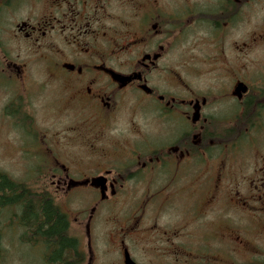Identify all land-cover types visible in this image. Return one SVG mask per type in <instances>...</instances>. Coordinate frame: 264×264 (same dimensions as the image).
<instances>
[{"label":"flooded vegetation","instance_id":"af4514ba","mask_svg":"<svg viewBox=\"0 0 264 264\" xmlns=\"http://www.w3.org/2000/svg\"><path fill=\"white\" fill-rule=\"evenodd\" d=\"M113 1L0 0V88L22 89L15 103L23 109L11 120L29 122L32 132L35 117L22 105L29 63L3 52L23 42L42 51L49 77L62 83L72 122L95 127L88 173L76 177L53 155L60 169L47 166L56 193L79 186L94 192L85 232L101 201L145 189L137 200L124 199L138 213L113 217L114 244L80 245L84 264H264V0H120L124 15L132 10L139 22L130 33L126 14L124 37L110 25ZM196 29L204 35L194 42L237 52L232 68L211 67L215 84H193L190 76L201 74L180 69L170 48ZM249 46L257 50L246 64ZM124 54L136 58L122 71L116 59ZM10 185L20 190L0 198V264L11 261L8 236L35 245L34 188ZM42 246L50 264L51 248Z\"/></svg>","mask_w":264,"mask_h":264},{"label":"rangeland","instance_id":"374dc122","mask_svg":"<svg viewBox=\"0 0 264 264\" xmlns=\"http://www.w3.org/2000/svg\"><path fill=\"white\" fill-rule=\"evenodd\" d=\"M164 1L177 3L181 0ZM193 1L202 4V0ZM112 10L113 21L110 25L113 24L111 27L116 31L117 37H121L120 34L123 37L126 35V29L122 26V20L125 19L126 14L129 17L132 16L133 28H129L130 33L137 29L139 25H137L138 20L135 19L136 14L128 9L124 15L125 9L120 0L113 1ZM42 12L43 8H40L35 10L34 14H42ZM18 13L19 16L27 14L26 10H21ZM6 30L9 31V29ZM203 30H190L185 41L179 40L170 43V48L173 49L174 57L178 60L180 69H194L197 70V72L194 71L195 74L198 72L201 74L200 76H190V80L196 85L208 82L215 84L218 73H209L211 67L222 69L229 63L228 69H230L233 62L238 58L237 52L232 50L230 46H226L224 49L223 46L213 45L206 41L194 42L192 37L203 36ZM3 35H7V32H3ZM7 46L8 49L3 50L4 53L10 54L19 62L29 63V77L27 79H31L27 82V86L30 88H28L29 93H25L23 90L22 105L27 107L35 119L34 124H30L32 132L26 130L29 122L20 121L17 123L12 121L11 116L16 113V110L23 109L21 105L15 103V99L20 94L17 92L18 90L22 91V89L0 88V174H5L14 181L29 182L33 186L34 192L45 190L53 192L55 202L67 215L70 234L79 239L84 250L89 244L99 246L114 244L112 236L113 217L126 218L130 214L138 213L139 205L136 202L127 203L124 199L133 198L137 200L143 195L145 189H123L120 191L119 201H101L92 213L95 220L89 234L85 232V221L95 205L94 200L96 198L91 194L94 192L89 187L79 186L56 193L55 188L51 187L49 182L50 168L47 166L59 167V164L51 163L50 157L53 155L60 162L66 163L69 172L72 170V173H76L74 174L76 177L82 175L78 174L79 172L88 173L90 163L87 159L90 155L91 139L95 137V127L88 121H83L81 124L72 122L75 114L72 111L69 113V103L63 98L65 88L59 79L49 77L50 73L41 59L42 51H38L32 45L23 42H15ZM252 48L249 46L244 50L242 57L246 64L257 50L253 46ZM134 58L136 57L122 55L116 59L122 68L117 69L125 71L129 59L133 60ZM217 60L220 61L218 65L211 63ZM225 72H227L226 74L229 73L227 70ZM21 114L20 112L19 115ZM45 148L52 150L51 154L47 153ZM152 191L155 193L154 189ZM165 217L163 215V218ZM8 240H12L15 246L12 253L6 252L5 258L11 260L10 262L7 261L6 264H47L42 256L46 249L42 246L44 243L35 242L32 247L20 244L18 238L14 236L13 238L8 236Z\"/></svg>","mask_w":264,"mask_h":264},{"label":"trees","instance_id":"16d2710c","mask_svg":"<svg viewBox=\"0 0 264 264\" xmlns=\"http://www.w3.org/2000/svg\"><path fill=\"white\" fill-rule=\"evenodd\" d=\"M11 180L9 176L0 174L1 199L9 195L17 197L14 192L20 187L10 185ZM26 199L24 194L25 203ZM33 214L34 240L51 248L49 256L52 264H84L85 252L80 250L79 239L70 234L67 215L55 202L53 194L46 190L34 192Z\"/></svg>","mask_w":264,"mask_h":264}]
</instances>
